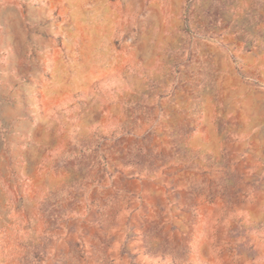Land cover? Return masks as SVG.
I'll list each match as a JSON object with an SVG mask.
<instances>
[{
    "label": "rangeland",
    "instance_id": "rangeland-1",
    "mask_svg": "<svg viewBox=\"0 0 264 264\" xmlns=\"http://www.w3.org/2000/svg\"><path fill=\"white\" fill-rule=\"evenodd\" d=\"M0 264H264V0H0Z\"/></svg>",
    "mask_w": 264,
    "mask_h": 264
}]
</instances>
